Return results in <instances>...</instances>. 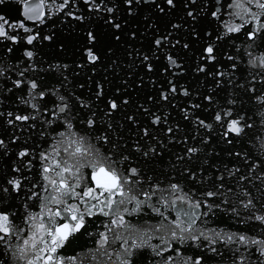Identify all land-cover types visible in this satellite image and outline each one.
Returning a JSON list of instances; mask_svg holds the SVG:
<instances>
[{"label": "water", "instance_id": "water-1", "mask_svg": "<svg viewBox=\"0 0 264 264\" xmlns=\"http://www.w3.org/2000/svg\"><path fill=\"white\" fill-rule=\"evenodd\" d=\"M0 264H264V0H0Z\"/></svg>", "mask_w": 264, "mask_h": 264}]
</instances>
